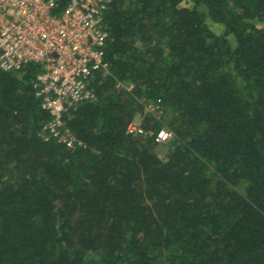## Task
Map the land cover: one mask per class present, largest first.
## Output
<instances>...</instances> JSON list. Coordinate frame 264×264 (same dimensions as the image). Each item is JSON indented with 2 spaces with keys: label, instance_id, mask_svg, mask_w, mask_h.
Instances as JSON below:
<instances>
[{
  "label": "trees",
  "instance_id": "1",
  "mask_svg": "<svg viewBox=\"0 0 264 264\" xmlns=\"http://www.w3.org/2000/svg\"><path fill=\"white\" fill-rule=\"evenodd\" d=\"M183 1L113 0L74 149L41 133L40 67L0 70V264H264V0ZM152 103L165 160L127 134Z\"/></svg>",
  "mask_w": 264,
  "mask_h": 264
},
{
  "label": "built area",
  "instance_id": "2",
  "mask_svg": "<svg viewBox=\"0 0 264 264\" xmlns=\"http://www.w3.org/2000/svg\"><path fill=\"white\" fill-rule=\"evenodd\" d=\"M112 3L68 0L64 10L54 14L55 0H0V70L40 67L32 84L41 109L50 115L41 133L70 149L82 143L68 127L66 114L96 99L90 84L96 73H108L111 67L106 61L110 33L105 18ZM146 111L161 113L162 108L152 103ZM127 134H149L157 143L173 138L165 127L152 133L135 121L128 124Z\"/></svg>",
  "mask_w": 264,
  "mask_h": 264
},
{
  "label": "rangeland",
  "instance_id": "3",
  "mask_svg": "<svg viewBox=\"0 0 264 264\" xmlns=\"http://www.w3.org/2000/svg\"><path fill=\"white\" fill-rule=\"evenodd\" d=\"M182 5L183 6L190 7L192 4H191V2L189 0H184L183 3H182ZM209 24L211 26V29L214 30L217 34H221L223 32V29H222L223 27L221 25L215 24L213 22H210ZM140 103L142 104L143 103V100H141ZM144 106H145V103H144ZM146 112L147 111L145 110V113L138 114L133 121H135L137 124H142L143 125L144 115L146 114ZM161 128H164V126H162ZM165 128L169 129L168 127H165ZM168 148H169V143L168 142H167V144L164 143L163 145H161L158 148V153L162 157L163 160L166 159V156L169 153L168 152L169 151ZM0 173L4 174V177L1 178V180H0V186H3V184L6 183L7 181L10 184L14 183L15 181L18 180V177L17 176L20 174L18 172V169L15 167V165L8 164L5 167H3V163L1 161H0Z\"/></svg>",
  "mask_w": 264,
  "mask_h": 264
}]
</instances>
